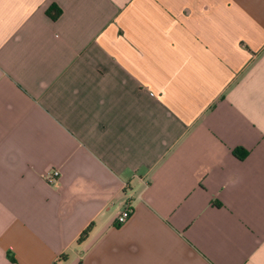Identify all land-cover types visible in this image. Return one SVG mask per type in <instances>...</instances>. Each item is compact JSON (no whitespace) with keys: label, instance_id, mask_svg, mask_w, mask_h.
I'll return each mask as SVG.
<instances>
[{"label":"crops","instance_id":"1","mask_svg":"<svg viewBox=\"0 0 264 264\" xmlns=\"http://www.w3.org/2000/svg\"><path fill=\"white\" fill-rule=\"evenodd\" d=\"M0 264H264V0H0Z\"/></svg>","mask_w":264,"mask_h":264},{"label":"built area","instance_id":"2","mask_svg":"<svg viewBox=\"0 0 264 264\" xmlns=\"http://www.w3.org/2000/svg\"><path fill=\"white\" fill-rule=\"evenodd\" d=\"M60 176V171L58 169H51L47 175L46 178L48 179L49 182H54L56 181ZM133 212L132 206L130 204L126 203L123 207V212L122 214L118 217V221L120 223L126 221L128 216Z\"/></svg>","mask_w":264,"mask_h":264},{"label":"trees","instance_id":"3","mask_svg":"<svg viewBox=\"0 0 264 264\" xmlns=\"http://www.w3.org/2000/svg\"><path fill=\"white\" fill-rule=\"evenodd\" d=\"M47 13L48 15L53 18V19H57L60 17V15L62 14V9L56 5V4H53L48 10H47ZM236 153H237V150H236ZM92 230V224H90L86 229L83 230V232L81 233L79 239H78V242L81 243V242H84L90 232Z\"/></svg>","mask_w":264,"mask_h":264}]
</instances>
